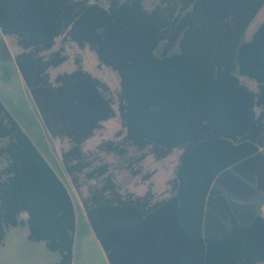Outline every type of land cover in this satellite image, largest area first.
<instances>
[{
	"label": "trees",
	"instance_id": "trees-1",
	"mask_svg": "<svg viewBox=\"0 0 264 264\" xmlns=\"http://www.w3.org/2000/svg\"><path fill=\"white\" fill-rule=\"evenodd\" d=\"M263 5L0 0V32L22 50L15 61L44 124L69 143L62 151L67 174L78 190L95 181L82 204L110 264H264V216L236 202L243 185L264 189L253 172L264 164V23L244 40ZM68 43L89 48L99 67L116 73V96L79 56L72 72L50 80L49 70L69 59ZM116 117L121 129L114 138L84 153L83 144ZM129 148L138 154L128 158ZM174 150L181 154L161 200L151 182L142 196L121 193L109 165L98 164L100 153L111 154L147 182V153L162 160ZM0 163V246L8 228L24 225L30 241L59 252L52 264H72L71 197L1 100Z\"/></svg>",
	"mask_w": 264,
	"mask_h": 264
},
{
	"label": "rangeland",
	"instance_id": "rangeland-1",
	"mask_svg": "<svg viewBox=\"0 0 264 264\" xmlns=\"http://www.w3.org/2000/svg\"><path fill=\"white\" fill-rule=\"evenodd\" d=\"M19 51L15 38L4 36L0 32V96L7 98L11 93L22 91L17 81V74L14 68L13 54ZM66 54L69 60L53 70L70 71L74 68L73 57L78 55L82 61L83 69L91 73L94 77L105 82L114 96H116L119 80L114 71L109 68L98 66L96 54L89 48L81 49L73 43L66 45ZM7 70L11 76V82L6 84L1 77ZM7 102V101H6ZM35 128L34 137H41V129L32 123ZM121 129L119 119L116 117L107 122L104 129L95 137L96 140L113 139L114 134ZM31 138L32 135H30ZM34 139V138H33ZM147 153V152H146ZM138 152L134 148H129L128 158H133ZM99 160L105 159L113 163L116 182L119 186L134 195H142L149 187L148 182H152L153 191L160 196L165 193L167 182L173 176L177 164L178 152L174 151L170 156L162 160H156L152 155H146L142 162V168L145 173H152L149 181L144 182L140 177H133L129 171L120 166V161L111 155L106 156L102 153L98 155ZM114 158V161H113ZM85 183V182H84ZM88 185V184H87ZM84 185V186H87ZM73 198H77L75 191H71ZM264 216V208L261 211ZM77 229L74 236L73 261L72 264H108L105 254L100 247L96 238L93 237L92 231L88 225L82 223L80 213L77 216ZM29 229L27 226L18 225L10 227L6 231L4 244L0 246V264H52L60 259L59 252L47 249L44 242H32L28 239Z\"/></svg>",
	"mask_w": 264,
	"mask_h": 264
},
{
	"label": "crops",
	"instance_id": "crops-1",
	"mask_svg": "<svg viewBox=\"0 0 264 264\" xmlns=\"http://www.w3.org/2000/svg\"><path fill=\"white\" fill-rule=\"evenodd\" d=\"M262 23H264V5L259 10V12L256 14V16L253 18L249 27L247 28V30L245 32L244 40L245 41L250 40L252 35L255 33V31L258 29V27ZM58 48H59V39H57L56 45L54 46L53 51H56ZM200 50H201V52H203L202 54H205V48L204 47H202ZM21 51L22 50L19 47V51L13 54V58H14V68H15L16 74L18 76L17 81H18V84L21 87L22 91L19 93H11L8 95L7 98L0 96V100L3 103V105L5 106V108L7 109V111L11 114V116L14 118V120L20 126V128L23 130V132L29 137V139L31 140L33 145L36 147L38 152L41 154V156L46 161L48 166L52 169V171L57 176V178L65 186L67 192L69 193V195L71 197L73 207H74L75 232H76L77 225H78L77 216L79 213H80V218L82 220V223L85 225H88L90 227L89 221L86 217V213H85V210H84V207L82 204V198L86 197L89 194L88 185H93L95 183V181L94 180H90V181L85 180L86 182L81 185V188L79 190L74 187V185L70 179V176L67 174L66 169L64 167V164L62 162V151H65L69 148V143L65 139L61 140L59 138L52 137L51 134L48 132V130L44 124V121L41 117V114L38 110V107L36 105V102L34 101L32 93L30 92L29 88L27 87V85L24 81V78H23V76H22V74H21V72H20V70L16 64V61H15V56L17 54L21 53ZM65 54H66V46H65ZM75 56H78V55H74L73 60H74ZM205 58H208V56H205V55L200 56V57L199 56H191L189 59H191V61H193V60L196 61V60H205ZM66 62H64L63 64H65ZM63 64H61L60 66H62ZM73 64H74V61H73ZM60 66H58L56 68H52L49 70V75H50L51 81H54L58 75H61L64 73H70L75 69V64H74V68L72 70H70V71H59V72L56 71V73L54 75H52V71L58 70ZM3 74H4V72H3ZM5 77H7V80L4 79L3 76L1 77V79L3 80L4 83L9 84L11 82V76L7 70H5ZM240 80L242 83L247 85L251 90L256 89L255 83L253 81H250L244 77H241ZM256 113L257 114L259 113V109H256ZM109 121H107V122H109ZM33 122H34V124H36L41 129V131H42L41 137H39V136L34 137L33 136L34 130H35V128L32 126ZM107 122H104L102 124V129L95 131L94 135L91 138H89L83 144L82 150L84 153H87V154L88 153L89 154L94 153L96 151L97 146L102 141L110 140L109 138H106V139H101L99 141L98 140L95 141V137H97L99 135V132L104 129V126ZM30 135H32V137L34 139L31 138ZM263 149L264 148H260V151H262ZM174 151L178 152V158H179L181 151L180 150H174ZM102 154H104V153H102ZM104 155L109 156L111 154H104ZM111 156H113V155H111ZM113 161H114V158H113ZM259 162H261V161H259ZM177 163H178V159H177ZM98 164L109 165V172L113 176L114 180L116 181L113 163L108 162L105 159L104 160L101 159ZM1 166H2V163H0V167ZM253 172L256 173V174H254L256 177L255 179L260 180L264 185V164L263 163H262V165L256 164ZM258 175H260L261 178H258ZM173 176H174V174H173ZM173 176L169 180H171L173 178ZM83 180H84V177L81 176V181H83ZM84 185H87V186H84ZM245 188L246 189L249 188V189H247V191H244L243 189H245ZM147 189L144 191V193L142 195L145 194ZM71 191H75L77 198H73ZM220 191H221L220 193L222 194L223 193L222 189H220ZM120 192L132 194L129 191L123 190L121 187H120ZM152 193L155 197V200L164 199V198L168 197V195H169L168 194V186L166 187L165 193H163V195H161V196H160V193L156 194L153 191V187H152ZM236 193L238 196L236 198L237 203H239L240 205H243L245 207H248L250 205L251 206L250 212L252 210L251 209L252 206L254 205V206L258 207V211L262 215L261 211L264 208V189L257 187L254 183H252V184H250V186L243 185V187H240L239 189H237ZM225 194H227V193H225ZM142 195H138V196H142ZM135 196H137V195H135ZM26 217H27V214H25V213L21 215L22 219H26ZM90 229L92 231L93 237L96 238L91 227H90ZM99 245H100V243H99ZM100 247H101V245H100ZM105 257H106V255H105ZM106 259H107V257H106ZM107 262H108V264H110L108 259H107Z\"/></svg>",
	"mask_w": 264,
	"mask_h": 264
}]
</instances>
